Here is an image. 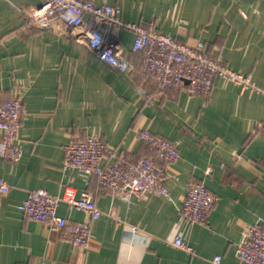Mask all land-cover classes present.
Returning <instances> with one entry per match:
<instances>
[{
	"label": "crops",
	"instance_id": "1",
	"mask_svg": "<svg viewBox=\"0 0 264 264\" xmlns=\"http://www.w3.org/2000/svg\"><path fill=\"white\" fill-rule=\"evenodd\" d=\"M41 1L0 0V100L17 95L23 103L21 157L0 156L8 184L0 195V264H244L235 252L242 228L264 224V0H94L119 5L123 21L183 42L203 40L257 86L242 90L216 77L204 97L186 88L158 91L138 72L141 54L131 51L129 30L121 32L129 64L120 72L64 31L28 25L21 10ZM142 128L177 144L178 158L165 166L169 196L128 202L96 177L63 167V145L87 134L131 159L152 156L138 137ZM191 181L217 196L207 226L179 214ZM65 185L92 195L102 211L86 249L17 207L32 189L60 194ZM57 211L86 219L65 202ZM177 235L191 251L173 244Z\"/></svg>",
	"mask_w": 264,
	"mask_h": 264
},
{
	"label": "built area",
	"instance_id": "2",
	"mask_svg": "<svg viewBox=\"0 0 264 264\" xmlns=\"http://www.w3.org/2000/svg\"><path fill=\"white\" fill-rule=\"evenodd\" d=\"M21 12L28 25L64 31L120 72L129 64L121 32L123 29L131 31V51L141 54L138 72L149 77L160 92L167 88H186L189 93L204 97L209 94L216 77L235 82L242 90L257 89L249 76L225 65L219 53H210L203 40L183 42L153 26L123 21L117 4L94 0H42ZM22 113L23 103L19 96L0 100V156L12 162L18 161L22 154L17 143ZM138 137L151 150L152 156L131 159L99 135L87 134L63 145V167L76 168L96 177L101 189L117 192L128 202L147 193L169 196L165 166L179 156L176 142L149 128H142ZM7 191L8 184L0 178V195ZM216 199V194L203 182L191 181L178 208L179 214L189 222L207 226ZM61 202L85 212L86 219L74 222L59 214L57 208ZM17 207L30 219L58 230L71 246L82 249L88 248L90 243L91 221L102 212L92 195L78 192L71 185H65L60 194L44 188L32 189ZM108 213L116 217L113 211ZM173 244L191 251L179 235L175 236ZM235 252L244 264H264V224L245 225ZM219 258L215 255L213 262L218 263Z\"/></svg>",
	"mask_w": 264,
	"mask_h": 264
}]
</instances>
